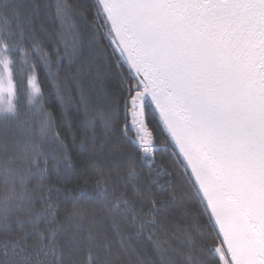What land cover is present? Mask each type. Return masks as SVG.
<instances>
[{"label": "snow or ice", "instance_id": "obj_1", "mask_svg": "<svg viewBox=\"0 0 264 264\" xmlns=\"http://www.w3.org/2000/svg\"><path fill=\"white\" fill-rule=\"evenodd\" d=\"M0 264H264V0H0Z\"/></svg>", "mask_w": 264, "mask_h": 264}, {"label": "trees", "instance_id": "obj_2", "mask_svg": "<svg viewBox=\"0 0 264 264\" xmlns=\"http://www.w3.org/2000/svg\"><path fill=\"white\" fill-rule=\"evenodd\" d=\"M41 78H43V77H41ZM45 87L47 88V86H45ZM73 161L77 166V174H79V169L81 167V163H80L81 158L76 156L75 154H73ZM84 178L85 177H83V176L77 175V179L74 180L72 183H70L69 187H74L76 183L82 182Z\"/></svg>", "mask_w": 264, "mask_h": 264}]
</instances>
